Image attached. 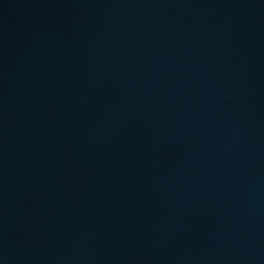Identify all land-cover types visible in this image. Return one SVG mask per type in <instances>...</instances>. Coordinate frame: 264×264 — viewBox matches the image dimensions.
<instances>
[{"label":"water","instance_id":"obj_1","mask_svg":"<svg viewBox=\"0 0 264 264\" xmlns=\"http://www.w3.org/2000/svg\"><path fill=\"white\" fill-rule=\"evenodd\" d=\"M0 264H264V0H0Z\"/></svg>","mask_w":264,"mask_h":264}]
</instances>
